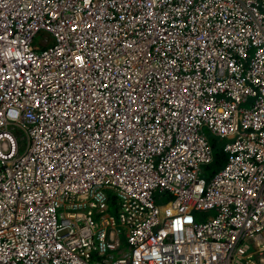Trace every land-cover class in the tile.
Masks as SVG:
<instances>
[{"label":"built area","instance_id":"2783aa9c","mask_svg":"<svg viewBox=\"0 0 264 264\" xmlns=\"http://www.w3.org/2000/svg\"><path fill=\"white\" fill-rule=\"evenodd\" d=\"M0 264H264V0H0Z\"/></svg>","mask_w":264,"mask_h":264},{"label":"trees","instance_id":"16d2710c","mask_svg":"<svg viewBox=\"0 0 264 264\" xmlns=\"http://www.w3.org/2000/svg\"><path fill=\"white\" fill-rule=\"evenodd\" d=\"M210 145L214 154V161L208 168L209 175H213L219 171L224 165L225 155L222 151L221 142L217 139H212Z\"/></svg>","mask_w":264,"mask_h":264},{"label":"rangeland","instance_id":"374dc122","mask_svg":"<svg viewBox=\"0 0 264 264\" xmlns=\"http://www.w3.org/2000/svg\"><path fill=\"white\" fill-rule=\"evenodd\" d=\"M246 107H249V104L246 105ZM203 133L206 135V137L208 138V140H212V139H216L214 138L211 133L209 132L208 129L204 128L203 129ZM157 206L159 208V211H160V214H161V218H164L165 216V213H166V208L168 206V203H167V200H162V199H159L158 200V203H157Z\"/></svg>","mask_w":264,"mask_h":264}]
</instances>
